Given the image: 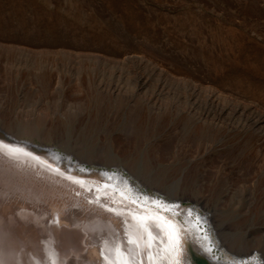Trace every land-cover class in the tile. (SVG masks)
<instances>
[{
    "label": "rangeland",
    "instance_id": "1",
    "mask_svg": "<svg viewBox=\"0 0 264 264\" xmlns=\"http://www.w3.org/2000/svg\"><path fill=\"white\" fill-rule=\"evenodd\" d=\"M0 126L173 188L264 264V0H0Z\"/></svg>",
    "mask_w": 264,
    "mask_h": 264
},
{
    "label": "bare ground",
    "instance_id": "2",
    "mask_svg": "<svg viewBox=\"0 0 264 264\" xmlns=\"http://www.w3.org/2000/svg\"><path fill=\"white\" fill-rule=\"evenodd\" d=\"M1 126L0 264H192L189 242L210 264L259 263L214 254L211 218L173 188L151 195L120 170L87 168Z\"/></svg>",
    "mask_w": 264,
    "mask_h": 264
},
{
    "label": "water",
    "instance_id": "3",
    "mask_svg": "<svg viewBox=\"0 0 264 264\" xmlns=\"http://www.w3.org/2000/svg\"><path fill=\"white\" fill-rule=\"evenodd\" d=\"M205 259V258H204ZM205 261L208 263V264H210L206 259H205Z\"/></svg>",
    "mask_w": 264,
    "mask_h": 264
}]
</instances>
